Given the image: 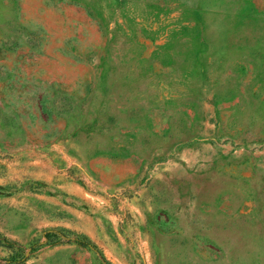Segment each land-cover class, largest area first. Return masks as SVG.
Returning <instances> with one entry per match:
<instances>
[{
  "label": "rangeland",
  "instance_id": "374dc122",
  "mask_svg": "<svg viewBox=\"0 0 264 264\" xmlns=\"http://www.w3.org/2000/svg\"><path fill=\"white\" fill-rule=\"evenodd\" d=\"M0 264H264V0H0Z\"/></svg>",
  "mask_w": 264,
  "mask_h": 264
}]
</instances>
